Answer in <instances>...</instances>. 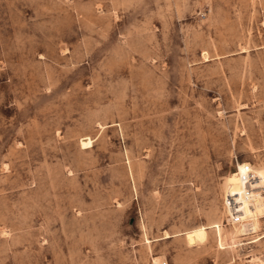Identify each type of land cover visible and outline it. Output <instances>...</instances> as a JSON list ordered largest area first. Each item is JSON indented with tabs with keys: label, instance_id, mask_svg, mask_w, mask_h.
I'll return each instance as SVG.
<instances>
[{
	"label": "rangeland",
	"instance_id": "rangeland-1",
	"mask_svg": "<svg viewBox=\"0 0 264 264\" xmlns=\"http://www.w3.org/2000/svg\"><path fill=\"white\" fill-rule=\"evenodd\" d=\"M245 163L264 0H0V264H264Z\"/></svg>",
	"mask_w": 264,
	"mask_h": 264
},
{
	"label": "built area",
	"instance_id": "built-area-1",
	"mask_svg": "<svg viewBox=\"0 0 264 264\" xmlns=\"http://www.w3.org/2000/svg\"><path fill=\"white\" fill-rule=\"evenodd\" d=\"M237 179L241 184V197L231 192H227L224 199V209L226 212V221L231 225H239L246 219L243 217L242 199L252 202V188L255 184L256 175L250 164H242L238 169Z\"/></svg>",
	"mask_w": 264,
	"mask_h": 264
},
{
	"label": "bare ground",
	"instance_id": "bare-ground-1",
	"mask_svg": "<svg viewBox=\"0 0 264 264\" xmlns=\"http://www.w3.org/2000/svg\"><path fill=\"white\" fill-rule=\"evenodd\" d=\"M81 146L83 149L89 148L90 147V141L88 139L82 140ZM237 167H238V169H241L240 164H238ZM254 173H255L257 178H256L255 184L253 185V188H252V202L246 201L244 199H242V202L243 201L247 202L249 204V207L252 209H254V207H256V205H257V209L259 212V215H258V220H259V218H262L264 216V169H254ZM235 176L237 177V175H235ZM238 183H239V181H238ZM238 187L240 189V191H239L240 194H237V195H239L241 197V184L240 183H239ZM226 191H228V193L231 192L229 187ZM231 193H233V192H231ZM254 224H255V220L253 217H250L249 219L245 220V222L241 223V225L239 226L240 233L243 234V233H248V232L252 231L254 228ZM203 237H204L203 229L199 228V229L193 230L187 234V239L189 240L188 244L194 245L195 241L202 239Z\"/></svg>",
	"mask_w": 264,
	"mask_h": 264
}]
</instances>
